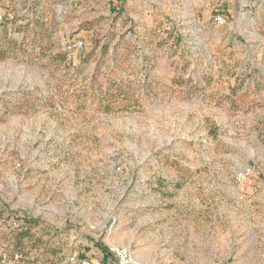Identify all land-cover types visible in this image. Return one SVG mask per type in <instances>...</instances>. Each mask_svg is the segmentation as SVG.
I'll list each match as a JSON object with an SVG mask.
<instances>
[{"label":"rangeland","instance_id":"rangeland-1","mask_svg":"<svg viewBox=\"0 0 264 264\" xmlns=\"http://www.w3.org/2000/svg\"><path fill=\"white\" fill-rule=\"evenodd\" d=\"M0 15V264H264V0Z\"/></svg>","mask_w":264,"mask_h":264},{"label":"built area","instance_id":"built-area-1","mask_svg":"<svg viewBox=\"0 0 264 264\" xmlns=\"http://www.w3.org/2000/svg\"><path fill=\"white\" fill-rule=\"evenodd\" d=\"M0 20H2V16L0 15ZM217 22L219 25H224L226 22L223 18H218ZM79 44H76V47ZM116 254L119 258V264H130L131 259L128 256V251L126 250H116ZM79 264H92V261H88V260H84V261H80Z\"/></svg>","mask_w":264,"mask_h":264}]
</instances>
